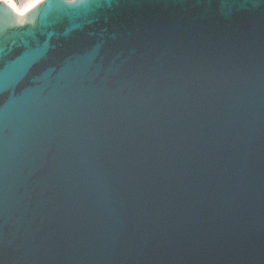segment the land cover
Returning a JSON list of instances; mask_svg holds the SVG:
<instances>
[{
    "label": "water",
    "instance_id": "95a60500",
    "mask_svg": "<svg viewBox=\"0 0 264 264\" xmlns=\"http://www.w3.org/2000/svg\"><path fill=\"white\" fill-rule=\"evenodd\" d=\"M8 6L0 264H264V0Z\"/></svg>",
    "mask_w": 264,
    "mask_h": 264
},
{
    "label": "bare ground",
    "instance_id": "6f19581e",
    "mask_svg": "<svg viewBox=\"0 0 264 264\" xmlns=\"http://www.w3.org/2000/svg\"><path fill=\"white\" fill-rule=\"evenodd\" d=\"M38 1L42 2L44 0H0V2L13 4L17 14L27 15L30 9L37 6Z\"/></svg>",
    "mask_w": 264,
    "mask_h": 264
},
{
    "label": "snow or ice",
    "instance_id": "6c2138e0",
    "mask_svg": "<svg viewBox=\"0 0 264 264\" xmlns=\"http://www.w3.org/2000/svg\"><path fill=\"white\" fill-rule=\"evenodd\" d=\"M66 2L70 5V6H77L78 0H66ZM84 0H79V3H83Z\"/></svg>",
    "mask_w": 264,
    "mask_h": 264
}]
</instances>
